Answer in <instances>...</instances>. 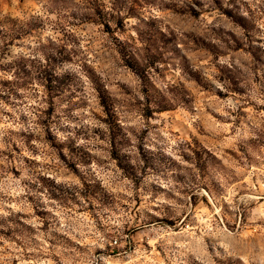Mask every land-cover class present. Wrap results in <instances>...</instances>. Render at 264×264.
Returning <instances> with one entry per match:
<instances>
[{
    "label": "rangeland",
    "instance_id": "1",
    "mask_svg": "<svg viewBox=\"0 0 264 264\" xmlns=\"http://www.w3.org/2000/svg\"><path fill=\"white\" fill-rule=\"evenodd\" d=\"M0 264H264V0H0Z\"/></svg>",
    "mask_w": 264,
    "mask_h": 264
}]
</instances>
